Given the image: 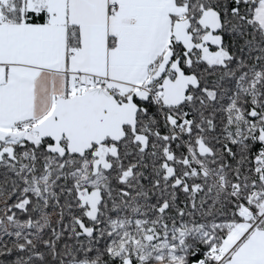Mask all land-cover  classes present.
<instances>
[{"label":"snow or ice","instance_id":"1","mask_svg":"<svg viewBox=\"0 0 264 264\" xmlns=\"http://www.w3.org/2000/svg\"><path fill=\"white\" fill-rule=\"evenodd\" d=\"M0 264H264V0H0Z\"/></svg>","mask_w":264,"mask_h":264}]
</instances>
